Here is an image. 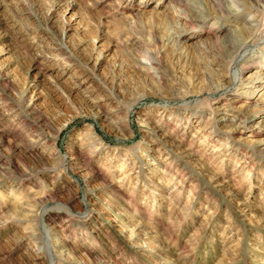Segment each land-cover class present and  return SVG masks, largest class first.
<instances>
[{"label":"rangeland","instance_id":"374dc122","mask_svg":"<svg viewBox=\"0 0 264 264\" xmlns=\"http://www.w3.org/2000/svg\"><path fill=\"white\" fill-rule=\"evenodd\" d=\"M174 3L0 0V264H264V9Z\"/></svg>","mask_w":264,"mask_h":264},{"label":"bare ground","instance_id":"6f19581e","mask_svg":"<svg viewBox=\"0 0 264 264\" xmlns=\"http://www.w3.org/2000/svg\"><path fill=\"white\" fill-rule=\"evenodd\" d=\"M173 1L175 3L174 6L173 5L171 6L174 10L172 12V15L174 14L173 18H176V20L179 23H181V21H185L186 23L189 24L192 22L201 23L207 20L206 17H211L212 15L216 17V19L218 18L217 19L218 21L219 19H223V18L226 21H243L245 25L244 26L242 25L239 28H237L234 33V36H232L233 34L229 33L230 36L227 37L225 43L223 45H220L219 48L216 50L217 53L216 52L215 53L218 54L217 65H219L221 68L222 67L224 68L228 59H231L233 63H235L237 59H240L243 63H248V61H250L249 58L251 56L248 57L247 55H243L246 49L244 51H241V49L246 45L247 38L249 35L244 37L242 35L251 33L254 24L253 22L256 21L257 16L259 15V14L257 15L256 12L261 11L262 8L264 9V0H262L263 3L258 0L257 2L253 0H210L209 2L212 3L213 11L210 13H204L202 10L200 14L198 13L196 7H193L189 3L190 0H173ZM228 3L237 6V8L229 9ZM247 13L250 14V18L245 20L243 16ZM176 25L177 24H175V26ZM176 32L179 33L180 29L177 28ZM263 34H264V30H263ZM198 51L206 55L213 54L212 49L209 50L207 46L204 44L202 45V48H200ZM180 55L181 53L178 52L177 56L179 57ZM211 62L212 61H210V63ZM210 68L213 69V71L217 69L216 67L212 68L209 66V70Z\"/></svg>","mask_w":264,"mask_h":264}]
</instances>
